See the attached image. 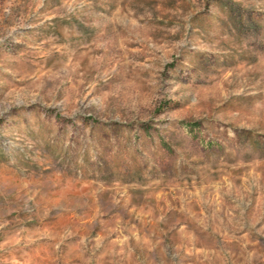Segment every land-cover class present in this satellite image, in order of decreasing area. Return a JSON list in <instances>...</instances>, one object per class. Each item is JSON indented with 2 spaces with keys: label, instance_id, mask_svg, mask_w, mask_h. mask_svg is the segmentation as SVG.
<instances>
[{
  "label": "rangeland",
  "instance_id": "rangeland-1",
  "mask_svg": "<svg viewBox=\"0 0 264 264\" xmlns=\"http://www.w3.org/2000/svg\"><path fill=\"white\" fill-rule=\"evenodd\" d=\"M0 264H264V0H0Z\"/></svg>",
  "mask_w": 264,
  "mask_h": 264
}]
</instances>
